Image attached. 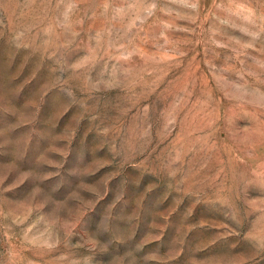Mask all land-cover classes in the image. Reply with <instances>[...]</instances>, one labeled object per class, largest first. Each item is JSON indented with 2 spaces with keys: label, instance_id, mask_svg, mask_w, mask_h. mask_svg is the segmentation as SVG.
<instances>
[{
  "label": "rangeland",
  "instance_id": "1",
  "mask_svg": "<svg viewBox=\"0 0 264 264\" xmlns=\"http://www.w3.org/2000/svg\"><path fill=\"white\" fill-rule=\"evenodd\" d=\"M0 264H264V0H0Z\"/></svg>",
  "mask_w": 264,
  "mask_h": 264
}]
</instances>
